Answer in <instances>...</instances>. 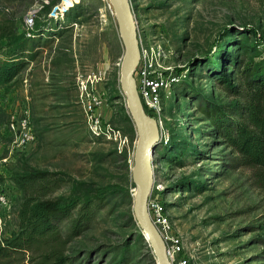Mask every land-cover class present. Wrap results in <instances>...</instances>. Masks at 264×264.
<instances>
[{
    "label": "rangeland",
    "instance_id": "374dc122",
    "mask_svg": "<svg viewBox=\"0 0 264 264\" xmlns=\"http://www.w3.org/2000/svg\"><path fill=\"white\" fill-rule=\"evenodd\" d=\"M127 2L138 47L159 44L165 65L181 74L156 120L159 140L150 159L147 202L162 203L190 264H264V169L241 163L202 110L206 99L228 107L234 101L218 75L235 83L233 63L264 57V0ZM63 3L0 0V57L2 32L26 30L27 12L46 22L42 31L30 30L39 44L29 47L19 73L0 83V188L9 196L0 238L17 228L22 190L14 176L33 167L59 177L45 196L108 186L92 201L91 219L63 247L73 264H157L133 210L138 132L120 80L124 43L114 5L77 0L65 8ZM81 80L92 84L91 93L80 91ZM93 95L102 100V121L121 130L122 145L91 130L86 99ZM24 108L36 138L18 146L8 123ZM178 151L184 155L170 159ZM148 212L160 229L152 209ZM69 225V218L59 224L65 236ZM43 250H27L11 264H32L29 257L35 262Z\"/></svg>",
    "mask_w": 264,
    "mask_h": 264
},
{
    "label": "trees",
    "instance_id": "16d2710c",
    "mask_svg": "<svg viewBox=\"0 0 264 264\" xmlns=\"http://www.w3.org/2000/svg\"><path fill=\"white\" fill-rule=\"evenodd\" d=\"M45 23L36 19L32 32L38 29L42 31ZM1 37L5 38V50L0 57V83H4L19 73L26 63L24 57L29 47L37 45L38 40L34 39V35H26L25 30L17 32L12 28H6ZM216 58L214 60L217 62ZM210 60L208 57L203 61L211 64ZM233 64L238 72L237 82L217 76L235 95L231 106L206 99L202 110L212 118L214 125L236 150L241 163L264 169V57L240 65ZM182 155L183 151H178L169 157L174 160ZM54 174L30 167L14 176L15 183L22 190L17 208V228L10 236L0 238V264H11L20 254L23 256L27 250L38 246H44V250L35 262L29 257L32 264H73L63 247L91 219L92 201L97 202L108 186H100L87 193L76 192L79 190L77 188L68 194L45 196L59 185V177H54ZM67 218L70 225L65 236L59 224Z\"/></svg>",
    "mask_w": 264,
    "mask_h": 264
},
{
    "label": "built area",
    "instance_id": "2783aa9c",
    "mask_svg": "<svg viewBox=\"0 0 264 264\" xmlns=\"http://www.w3.org/2000/svg\"><path fill=\"white\" fill-rule=\"evenodd\" d=\"M34 13L29 11L24 16L26 35L34 26ZM163 49L155 45H141L137 61L133 67V78L141 105L148 115L161 121L160 114L163 106L173 90L174 84L179 81L181 74L172 66L165 65ZM97 80V79H96ZM93 83V80H91ZM79 89L81 92H90L92 84L81 80ZM86 110L89 111V126L95 134H104L107 138L113 139L122 145L125 138H122L121 130L111 125L110 122H103L101 111V98L93 95L87 98ZM8 129L12 135L13 142L22 146L36 138L34 129L29 120V111L24 108L19 115H12ZM9 205V196L0 188V222L5 217V210ZM148 209H152L154 221L161 226L157 229L164 241L166 255L170 264H190L189 259L182 254L183 242L181 236L172 232L168 217L163 212V205L158 200L150 199L147 202Z\"/></svg>",
    "mask_w": 264,
    "mask_h": 264
},
{
    "label": "water",
    "instance_id": "95a60500",
    "mask_svg": "<svg viewBox=\"0 0 264 264\" xmlns=\"http://www.w3.org/2000/svg\"><path fill=\"white\" fill-rule=\"evenodd\" d=\"M111 1L116 11L124 43V53L120 66V80L127 106L138 132L132 167V176L136 183L133 210L142 232L149 239L153 247L157 264H170L166 255L164 241L153 224L147 209V195L151 185L150 159L159 140L156 120L144 111L132 74L133 67L138 58L139 47L128 2L127 0Z\"/></svg>",
    "mask_w": 264,
    "mask_h": 264
},
{
    "label": "bare ground",
    "instance_id": "6f19581e",
    "mask_svg": "<svg viewBox=\"0 0 264 264\" xmlns=\"http://www.w3.org/2000/svg\"><path fill=\"white\" fill-rule=\"evenodd\" d=\"M75 1H77V0H64V3L62 4V7L66 8L67 6L71 5ZM135 192H134V198H135Z\"/></svg>",
    "mask_w": 264,
    "mask_h": 264
}]
</instances>
